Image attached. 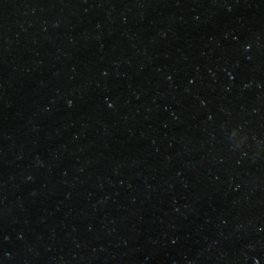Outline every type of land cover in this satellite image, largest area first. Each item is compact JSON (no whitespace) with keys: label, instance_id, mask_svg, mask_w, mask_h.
<instances>
[{"label":"water","instance_id":"water-1","mask_svg":"<svg viewBox=\"0 0 264 264\" xmlns=\"http://www.w3.org/2000/svg\"><path fill=\"white\" fill-rule=\"evenodd\" d=\"M0 264H264V0H0Z\"/></svg>","mask_w":264,"mask_h":264}]
</instances>
